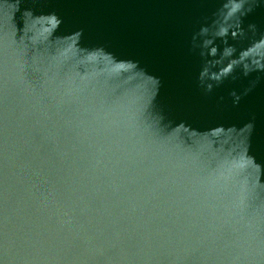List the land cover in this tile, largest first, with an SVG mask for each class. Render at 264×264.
<instances>
[{"label": "water", "instance_id": "95a60500", "mask_svg": "<svg viewBox=\"0 0 264 264\" xmlns=\"http://www.w3.org/2000/svg\"><path fill=\"white\" fill-rule=\"evenodd\" d=\"M0 264H264V0H0Z\"/></svg>", "mask_w": 264, "mask_h": 264}]
</instances>
